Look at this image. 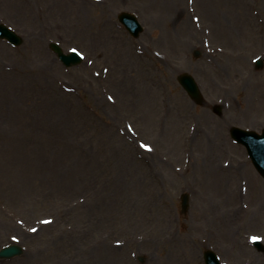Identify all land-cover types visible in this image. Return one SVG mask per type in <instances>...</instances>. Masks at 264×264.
<instances>
[{"label":"rangeland","instance_id":"rangeland-1","mask_svg":"<svg viewBox=\"0 0 264 264\" xmlns=\"http://www.w3.org/2000/svg\"><path fill=\"white\" fill-rule=\"evenodd\" d=\"M101 2L0 0L24 40H0V249L23 248L0 264H264V178L230 137L264 129V0Z\"/></svg>","mask_w":264,"mask_h":264},{"label":"water","instance_id":"water-1","mask_svg":"<svg viewBox=\"0 0 264 264\" xmlns=\"http://www.w3.org/2000/svg\"><path fill=\"white\" fill-rule=\"evenodd\" d=\"M124 23L128 26L131 33L134 35H138L141 29L139 28L137 21L132 16H126L123 18ZM0 38L8 40L13 45H21L22 39L16 35L12 30L7 29L4 26H0ZM55 51L58 53L59 57L63 60L66 66H71L79 63L81 60L79 56L76 54H72L71 56H64L60 49L54 48ZM180 82L185 88L191 93L193 98L197 101L200 100V94L195 86L193 79L189 76H182L180 78ZM234 135L239 137L243 143H245L249 150L252 158L254 159L255 165L264 175V139H258L256 136L246 134L239 130H234ZM186 203V201H185ZM186 205V204H185ZM22 253V250L18 246H11L9 248H5L0 252L1 258H10ZM206 264H219L216 259V256L208 252L205 255Z\"/></svg>","mask_w":264,"mask_h":264},{"label":"bare ground","instance_id":"bare-ground-1","mask_svg":"<svg viewBox=\"0 0 264 264\" xmlns=\"http://www.w3.org/2000/svg\"><path fill=\"white\" fill-rule=\"evenodd\" d=\"M214 1H216L217 3H218V0H210V3H212V2H214ZM206 2V0H202V2L200 3V7H204L205 5H204V3ZM204 5V6H203ZM174 8H176L177 9V17H176V19H180V17L182 16V15H184L183 14V10H182V7H180L179 5H172ZM20 8L22 9V10H24V8L20 5ZM181 27H182V29L184 30V32L186 33H190L191 32V26L190 25H186V24H182L181 25ZM148 154V153H147ZM217 168H220L219 166L217 167ZM212 169H213V167H212ZM221 169V168H220ZM219 169V170H220ZM217 173H219V172H217ZM220 182H223L224 183V181H220ZM231 199H232V197H231ZM260 254H257L256 255V261H255V263L257 262V264H260V260H261V256H259ZM254 263V264H255Z\"/></svg>","mask_w":264,"mask_h":264},{"label":"snow or ice","instance_id":"snow-or-ice-1","mask_svg":"<svg viewBox=\"0 0 264 264\" xmlns=\"http://www.w3.org/2000/svg\"><path fill=\"white\" fill-rule=\"evenodd\" d=\"M142 147H147V146H142ZM148 150H150V149H148ZM254 239H256V238H254Z\"/></svg>","mask_w":264,"mask_h":264}]
</instances>
